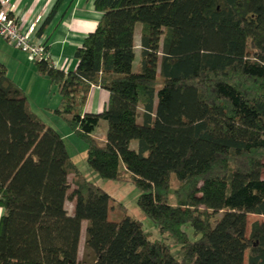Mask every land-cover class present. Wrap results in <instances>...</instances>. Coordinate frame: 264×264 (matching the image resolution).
Here are the masks:
<instances>
[{
  "label": "trees",
  "instance_id": "trees-1",
  "mask_svg": "<svg viewBox=\"0 0 264 264\" xmlns=\"http://www.w3.org/2000/svg\"><path fill=\"white\" fill-rule=\"evenodd\" d=\"M93 6L101 17L74 53L75 70L42 59L36 71L57 86L55 114L87 144L88 166L134 184L161 238L121 204L117 221L108 219L109 195L78 171L0 63V264H264V220L247 228L249 215L264 218V0ZM92 86L109 95L98 114L84 113ZM100 121L102 144L92 137ZM166 177L177 186L163 200Z\"/></svg>",
  "mask_w": 264,
  "mask_h": 264
},
{
  "label": "crops",
  "instance_id": "crops-1",
  "mask_svg": "<svg viewBox=\"0 0 264 264\" xmlns=\"http://www.w3.org/2000/svg\"><path fill=\"white\" fill-rule=\"evenodd\" d=\"M55 1L9 0L10 4L15 6L17 17L24 28L35 22L37 17H40L39 21L36 22L35 30L43 23ZM93 1L64 0L45 31L38 38L48 46L51 64L62 72L75 70L77 61L74 53L82 45L85 37L95 30L101 17V13L94 9ZM139 36L140 33L134 35L136 55L139 52ZM0 63L5 67L8 78L23 91L27 105L35 116L45 124H47L44 121L46 117L50 120L60 118L55 114V110L60 104L57 86L51 84L46 76L36 71L35 64L27 53L15 48L1 37ZM108 97L109 95L105 90L92 86L84 106V113H100L106 105ZM54 124L55 122L51 121L48 126L55 129L62 138L72 134L69 128H65L59 122H56L55 126ZM57 128H63L65 133L61 134ZM92 137L100 140L101 143L105 142V136L102 138L95 137L93 133ZM2 214L3 209L0 208V217ZM85 228L86 222H83L78 249L80 258L84 252Z\"/></svg>",
  "mask_w": 264,
  "mask_h": 264
},
{
  "label": "rangeland",
  "instance_id": "rangeland-1",
  "mask_svg": "<svg viewBox=\"0 0 264 264\" xmlns=\"http://www.w3.org/2000/svg\"><path fill=\"white\" fill-rule=\"evenodd\" d=\"M140 29H141V24L137 23L135 26V33L139 35ZM132 72H136V63H134L132 66ZM158 89H160V85L157 86V90ZM56 120H50L49 118L46 117L44 121L47 122L46 125H50V122L53 121L55 122L54 126L56 125V122H59V124H62L63 126H65V128H69L67 123L63 119L57 118ZM57 129L61 134L65 133L63 128H60V129L57 128ZM106 130H107L106 123L101 121L94 131L95 137L96 136L97 137L99 136L101 138L104 137ZM71 133L72 134L69 137L66 136L65 138H63L68 156L70 160L74 163L78 171L88 181L97 185L111 198V202L114 207L110 208L108 219L110 221H117V219L119 218L120 212H118L115 206L117 204H121L126 208L127 214L129 216L141 222L144 232L148 234L151 240L160 239L161 236H160L157 226L148 217H146L137 206V199H138L140 192L136 188V186L132 184L131 182H119V181L107 180V179L102 178L98 171L88 166V163H87L88 146L87 144L84 143L82 140H80L74 132L71 131ZM96 141L101 143L100 140L96 139ZM130 148L136 149V142H132ZM262 177L264 178V171L262 173ZM170 186H177V183L171 182V180H169L168 177H166L164 181V186H163V200L166 199V192ZM71 207H72L71 203L69 202L66 203V208L69 211L71 210ZM216 220L212 222V225L215 224ZM263 220L264 218L261 216L249 215L247 217V228L249 229L250 225L253 222L263 221ZM183 229L189 236L190 240L195 239L193 237V230L190 227V225H185ZM171 253L173 256H178L179 247H172Z\"/></svg>",
  "mask_w": 264,
  "mask_h": 264
},
{
  "label": "built area",
  "instance_id": "built-area-1",
  "mask_svg": "<svg viewBox=\"0 0 264 264\" xmlns=\"http://www.w3.org/2000/svg\"><path fill=\"white\" fill-rule=\"evenodd\" d=\"M39 18L37 17L35 22L24 28L17 17L15 6L10 4L9 0H0V37L27 53L33 62L42 59L50 60L49 51L44 43L34 36Z\"/></svg>",
  "mask_w": 264,
  "mask_h": 264
}]
</instances>
